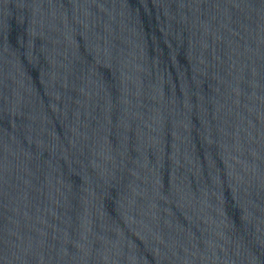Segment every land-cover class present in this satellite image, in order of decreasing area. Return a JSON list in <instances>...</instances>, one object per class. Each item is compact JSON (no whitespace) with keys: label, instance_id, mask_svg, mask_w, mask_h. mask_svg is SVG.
Wrapping results in <instances>:
<instances>
[{"label":"water","instance_id":"water-1","mask_svg":"<svg viewBox=\"0 0 264 264\" xmlns=\"http://www.w3.org/2000/svg\"><path fill=\"white\" fill-rule=\"evenodd\" d=\"M0 264H223L111 0H0Z\"/></svg>","mask_w":264,"mask_h":264}]
</instances>
